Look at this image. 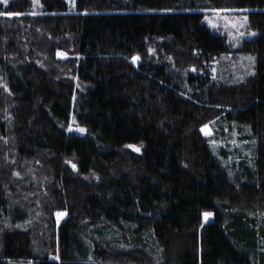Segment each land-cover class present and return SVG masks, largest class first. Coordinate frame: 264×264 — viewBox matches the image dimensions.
Listing matches in <instances>:
<instances>
[{"label":"trees","instance_id":"trees-1","mask_svg":"<svg viewBox=\"0 0 264 264\" xmlns=\"http://www.w3.org/2000/svg\"><path fill=\"white\" fill-rule=\"evenodd\" d=\"M40 5L0 6V264H264V0ZM218 9L256 31L239 84L211 76ZM225 119L254 141L244 182L202 131Z\"/></svg>","mask_w":264,"mask_h":264},{"label":"rangeland","instance_id":"rangeland-1","mask_svg":"<svg viewBox=\"0 0 264 264\" xmlns=\"http://www.w3.org/2000/svg\"><path fill=\"white\" fill-rule=\"evenodd\" d=\"M9 1L7 0V2ZM29 1L31 10L35 11L38 6L41 7L40 0ZM64 1L69 8L74 7L75 0ZM6 3L5 0H0V6L6 5ZM246 12L247 9L205 10L201 20L212 33L222 36L225 44L228 46V51L213 58L210 64L211 76L216 78L217 81H226L228 85L245 82L255 73L254 55L239 51L245 40H250L256 35V31L249 25ZM0 15L3 14L0 13ZM36 54L40 59L45 60V56L42 53ZM134 62H137V60L134 59ZM77 88L79 90L83 89L80 84ZM238 125L241 124L233 120L225 119L213 121L202 128L203 134L208 140L210 150L218 159L219 163H221L228 180L233 183L237 181L244 182L245 180L242 173L238 172V168L245 166L250 170L254 163V141H252L247 127L242 125L246 127L244 129ZM69 126H77V122L72 118L69 121ZM74 131L81 133L80 130L73 129ZM132 149L136 151L135 149H139V146L136 145ZM41 212L42 210L39 209V220L35 221V223L42 221ZM254 215L259 225L264 228V213L256 212ZM207 220L208 217L205 218L204 216V222ZM31 222L34 221L31 220ZM114 231L116 234H120L119 227L113 228Z\"/></svg>","mask_w":264,"mask_h":264},{"label":"snow or ice","instance_id":"snow-or-ice-1","mask_svg":"<svg viewBox=\"0 0 264 264\" xmlns=\"http://www.w3.org/2000/svg\"><path fill=\"white\" fill-rule=\"evenodd\" d=\"M7 2V0H5V3ZM136 59V58H134ZM80 131H84V129H80ZM129 147H132V146H129ZM136 151H139V149H135ZM58 215H63L62 213L58 214ZM205 218H207L209 215H211L210 213H205Z\"/></svg>","mask_w":264,"mask_h":264},{"label":"water","instance_id":"water-1","mask_svg":"<svg viewBox=\"0 0 264 264\" xmlns=\"http://www.w3.org/2000/svg\"><path fill=\"white\" fill-rule=\"evenodd\" d=\"M74 127H72V129H73Z\"/></svg>","mask_w":264,"mask_h":264}]
</instances>
